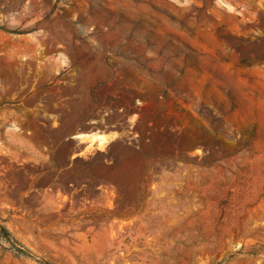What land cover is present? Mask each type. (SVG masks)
I'll return each instance as SVG.
<instances>
[{
    "label": "rangeland",
    "instance_id": "rangeland-1",
    "mask_svg": "<svg viewBox=\"0 0 264 264\" xmlns=\"http://www.w3.org/2000/svg\"><path fill=\"white\" fill-rule=\"evenodd\" d=\"M0 225V264H264V0H0Z\"/></svg>",
    "mask_w": 264,
    "mask_h": 264
},
{
    "label": "trees",
    "instance_id": "trees-1",
    "mask_svg": "<svg viewBox=\"0 0 264 264\" xmlns=\"http://www.w3.org/2000/svg\"><path fill=\"white\" fill-rule=\"evenodd\" d=\"M0 239L2 241H5L7 243H10L13 247H16V241L12 238L10 232L3 226L0 225ZM17 249V248H16ZM17 251L22 254L23 256L37 259V257L32 254L30 251L24 249V248H18Z\"/></svg>",
    "mask_w": 264,
    "mask_h": 264
},
{
    "label": "bare ground",
    "instance_id": "bare-ground-1",
    "mask_svg": "<svg viewBox=\"0 0 264 264\" xmlns=\"http://www.w3.org/2000/svg\"><path fill=\"white\" fill-rule=\"evenodd\" d=\"M94 141L91 142V144L93 143Z\"/></svg>",
    "mask_w": 264,
    "mask_h": 264
}]
</instances>
